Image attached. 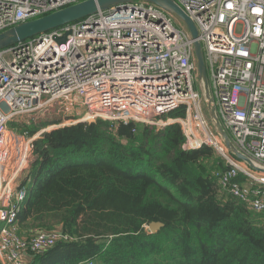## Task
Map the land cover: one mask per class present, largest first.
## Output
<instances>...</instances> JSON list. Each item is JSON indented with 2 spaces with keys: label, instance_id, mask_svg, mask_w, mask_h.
I'll use <instances>...</instances> for the list:
<instances>
[{
  "label": "built area",
  "instance_id": "obj_1",
  "mask_svg": "<svg viewBox=\"0 0 264 264\" xmlns=\"http://www.w3.org/2000/svg\"><path fill=\"white\" fill-rule=\"evenodd\" d=\"M82 1L0 0V33ZM172 1L197 30L216 118L233 146L264 171V0ZM193 42L164 10L134 1L0 49V264H31L66 239L58 230L19 235L16 216L26 191L16 181L41 133L16 154L12 143L20 141L7 124L74 95L85 119L125 125L154 124L182 110V118L164 124L180 125L182 149H214L225 163L217 175L222 191L264 213V173L208 132Z\"/></svg>",
  "mask_w": 264,
  "mask_h": 264
},
{
  "label": "trees",
  "instance_id": "obj_2",
  "mask_svg": "<svg viewBox=\"0 0 264 264\" xmlns=\"http://www.w3.org/2000/svg\"><path fill=\"white\" fill-rule=\"evenodd\" d=\"M30 126L20 130L33 137L48 125ZM183 142L179 124L97 120L41 133L17 185L26 197L16 226L21 237L66 239L31 264H264V213L222 191L212 148ZM151 222L164 226L151 234Z\"/></svg>",
  "mask_w": 264,
  "mask_h": 264
},
{
  "label": "water",
  "instance_id": "obj_3",
  "mask_svg": "<svg viewBox=\"0 0 264 264\" xmlns=\"http://www.w3.org/2000/svg\"><path fill=\"white\" fill-rule=\"evenodd\" d=\"M134 1H142L153 4L164 10L170 16L178 18L185 25L186 30L189 32L192 40L194 41L193 48L194 59L196 63L197 81L201 84L200 86L206 113L212 127L231 155H233L237 160L245 162L251 169L264 173V171L255 168L254 165L233 146L228 134L225 132L220 122L216 118L210 95L209 81L205 68L203 52L201 44L198 41L197 30L192 21L177 5H175L172 0H84L77 4L27 21L0 33V49L32 39L40 34L52 31L54 29L75 23L98 12L108 10L114 6ZM163 226V223L151 222L148 224L147 228L151 234H154L162 229Z\"/></svg>",
  "mask_w": 264,
  "mask_h": 264
},
{
  "label": "rangeland",
  "instance_id": "obj_4",
  "mask_svg": "<svg viewBox=\"0 0 264 264\" xmlns=\"http://www.w3.org/2000/svg\"><path fill=\"white\" fill-rule=\"evenodd\" d=\"M173 23L178 28L186 29L185 25L176 17H173ZM200 85L201 84L198 81H196L195 88L199 92L200 97H201L200 106L202 107L204 118L208 122V128H207L208 132L214 139L216 138L222 144V146L226 149V147L220 140V137L216 134L207 116ZM179 113L180 115H183L182 110H179ZM84 114H85V107L81 102V98L78 95H74L69 100H66V101L59 100L55 103H52L50 106L43 109L42 111L35 113L33 115L31 114L30 117L29 116L28 117H24V116L16 117L14 119V122L11 121L10 123L7 124L9 128H10V125H13L15 127V129L14 128H10V129L13 130L12 133L15 136H17V139L20 141L19 143H16L15 141H13L12 146L14 147V152L17 154L19 152L24 151L26 143L28 142V139L31 138L30 135L28 136L29 137L28 138L26 133H23V132L21 134H18L20 132L22 125L29 126L30 124L32 126L36 124L37 126V125L46 124L48 126L45 127V129H43L42 131H40V133H43V132H50L52 130H57V129H61V128L68 127L71 125H75L77 123L91 124V123H95L97 120L107 122L110 125L115 126V127H118V125L120 124V122L118 121H109V120H103V119H96V120L85 119ZM183 116L177 117V118H182ZM170 119H176V118H168V116H166V117H160V118L155 119L153 121L154 124H145V123L137 124L134 122L132 124H136L137 127L145 125V126L155 127L156 129H162L164 127V124L167 123V121ZM121 124L125 125L124 123H121ZM174 124H177V123H174ZM109 131L114 132L115 128L111 127ZM21 148H22V151L20 150ZM16 149L18 151H16ZM214 153L217 157L221 158L215 150H214Z\"/></svg>",
  "mask_w": 264,
  "mask_h": 264
},
{
  "label": "crops",
  "instance_id": "obj_5",
  "mask_svg": "<svg viewBox=\"0 0 264 264\" xmlns=\"http://www.w3.org/2000/svg\"><path fill=\"white\" fill-rule=\"evenodd\" d=\"M11 130H12V129H11ZM11 132H12V131H11ZM23 178H24V173H22V174L19 176V179H18L16 185H18V184L23 180Z\"/></svg>",
  "mask_w": 264,
  "mask_h": 264
}]
</instances>
